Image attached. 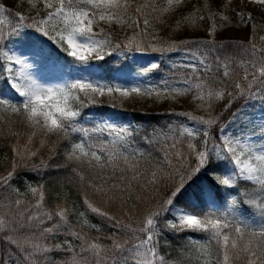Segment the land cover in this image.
Segmentation results:
<instances>
[{"label": "snow or ice", "instance_id": "6c2138e0", "mask_svg": "<svg viewBox=\"0 0 264 264\" xmlns=\"http://www.w3.org/2000/svg\"><path fill=\"white\" fill-rule=\"evenodd\" d=\"M25 2L35 15L0 4V16L15 18L0 27V136L9 138L12 152L11 169L0 174V264H182L161 254L160 240L168 235H183L194 246L196 264H264V35L258 34L264 26L252 23L251 13L234 10L235 27L248 28V38H225L232 20L201 0L174 31L203 29L204 37L165 41L156 26L188 0H20ZM113 26L132 35L118 40L108 30ZM148 51L192 57L196 63L184 65L192 74L179 82L184 86L124 87L93 79L100 67L95 62ZM160 68L151 62L138 75ZM105 93L177 102L191 94L202 114L171 112L184 121L140 135L141 148L136 137L142 129L82 122L84 109L98 106L96 97ZM44 149L48 160L30 165ZM61 155L63 164L48 163ZM50 167L69 169L81 190L105 207L84 194V211L66 199L48 208L44 185L27 181L35 202L25 201L14 181ZM110 205L119 206L120 218L106 210ZM88 212L114 230L110 244L84 231H99ZM58 237L63 240L55 242Z\"/></svg>", "mask_w": 264, "mask_h": 264}, {"label": "trees", "instance_id": "16d2710c", "mask_svg": "<svg viewBox=\"0 0 264 264\" xmlns=\"http://www.w3.org/2000/svg\"><path fill=\"white\" fill-rule=\"evenodd\" d=\"M158 3H161L162 0H157ZM212 4V2L210 1ZM201 7V0H188L186 5L178 10L173 16L165 17L167 23L163 25H157L158 35L161 39L165 41L177 40V39H202L205 35V32L202 30L194 31L190 28L184 27L179 30L174 31L175 23L181 16L187 15V13L191 12L193 8ZM212 8L214 11V6L212 4ZM252 23L257 25L264 26V13H251ZM215 22L217 25L223 23L219 16L216 17ZM208 21L204 22L205 28L208 26ZM246 32L249 33V29H245ZM259 35H264V27H262L258 33ZM131 36L132 30L126 29L124 31H120L115 33L114 36L118 40H122L125 36ZM146 54L157 55V56H165L161 55L157 52H145ZM133 54V53H132ZM131 54H129L130 56ZM128 56V57H129ZM128 59V58H127ZM127 59L122 58L123 64L128 63ZM100 65L99 69L101 71L102 77L104 81L114 84V75L120 69V61L114 58V54L112 57L106 58L105 61L96 62ZM128 65V64H127ZM174 73H181L185 75V78L188 77L189 74H192L191 71L184 70L182 68L172 70L169 67L161 64V68L154 73H150L151 76L158 78L160 80L169 79L170 76ZM202 75V73H200ZM184 78V79H185ZM217 80L221 78L219 74L215 77ZM182 85V84H181ZM0 86H3L2 80H0ZM184 86V85H182ZM111 110V107L108 105H103L97 107V113L101 116L107 114ZM173 111H185L182 110L181 107H175L171 110L162 111V112H141L131 111L128 115L132 118V123L134 124V129H142L139 135L136 137V146L137 147H145L143 143L139 140L140 135H144L145 132H151L153 128L167 130L166 126L173 122H181L183 117L173 116L170 113ZM227 116V113L225 114ZM19 127V125H17ZM9 138L5 136H0V174L5 173L6 171L11 169V161H12V152L9 147ZM23 143V141H21ZM38 142L34 145V147H38ZM65 144H61L59 150L62 152ZM49 153L46 149L41 150L40 154L36 157H33L29 164L39 165L41 159L48 160ZM65 161L63 156H58L53 160H49L48 163L50 165L63 164ZM25 181L31 183L33 186L43 184L45 190V204L48 208H53L57 203H62L65 199L67 200V204L69 206H73L77 212L84 211L85 205L83 202V195L87 194L90 199L94 200L98 206L105 207L103 203L95 196H93L88 189L81 190L77 178L73 175V173L69 169H56L55 167H50L46 171H42L40 174L35 173H26L20 179L14 181V186L19 187L21 193L23 194L22 198L25 201L34 203V197L31 192H29L25 186ZM59 197V199H58ZM16 196L11 195L10 199L15 200ZM107 211L113 213L118 218L121 217L122 213L119 209L118 205H110L106 208ZM87 219L91 224H94L99 228V231L96 229L85 228L84 231L88 233L90 238H99V242L102 244H110L111 240L108 237L112 236L113 229L109 226V223L104 220V218L97 216L91 212L87 213ZM70 220L75 225L77 221V216L72 215ZM127 222V221H126ZM186 235V234H185ZM197 239H203V237L197 235ZM63 237H58L57 241L61 242ZM160 250L161 254L165 256V258L169 261H182V264H196L195 260L191 259L190 254H194V246L190 245L189 242L181 236H172L168 235L166 238H161L160 240ZM214 253L217 250L213 249ZM55 255V254H54ZM57 258L59 256L57 255Z\"/></svg>", "mask_w": 264, "mask_h": 264}, {"label": "rangeland", "instance_id": "374dc122", "mask_svg": "<svg viewBox=\"0 0 264 264\" xmlns=\"http://www.w3.org/2000/svg\"><path fill=\"white\" fill-rule=\"evenodd\" d=\"M214 6V11L217 12H224L227 14L230 19L232 20L233 26L223 30V36L225 38H236L238 40L246 41L248 38V32L245 31L246 28H237L235 24L239 21V17L236 16V11L243 12L245 14L248 13H264V9L260 8H252L246 4H241L240 2L231 0L229 7L227 9H221L219 7L220 3L226 2V0H210ZM0 4L5 5L10 12L14 13L17 11L23 12L27 15H35V12H28V5L25 2L23 5L20 4V0H0ZM4 17H7V21L4 20ZM0 27H4L5 29L10 27L11 23L15 22V18L9 16L5 13L3 16H0ZM107 27V26H106ZM113 34L118 33L120 31H124L126 29H121L118 26H113L112 28L108 29ZM220 38L219 36L217 37ZM114 58L120 61V69L117 73H115L114 77V84H119L124 87H133V86H140L142 88L147 87H155V86H163L166 82L169 86H177L183 87L180 81L185 78V75L181 73H174L170 76L169 79L160 80L151 76L149 73L146 76H140L138 73L144 68L147 67L151 62H156L163 64L166 67L171 68L172 70L182 68L187 71H191V69L184 67L186 64L196 63V61L187 56L185 53L182 52H172L167 53L165 56H157L151 55L146 53H133L131 54L127 61L128 63L123 64L122 58L119 57L114 53ZM96 63V62H95ZM128 64V65H127ZM74 74H66L65 78L71 79ZM189 74L188 76H190ZM93 79H98L104 81L101 71L99 68L93 69ZM98 100V106L90 107L84 109V119L83 123L87 127H92L93 125L100 123L101 121H109L118 125H131L134 127L132 123V118L129 114L131 111H141V112H162L171 110L175 107H181V109L185 111H193L194 114L200 115L202 113L195 110V104L192 102L191 94L188 96L179 97L178 102L173 100H165V99H157L155 96L152 97H145V96H135L131 95L129 97H121L119 94H115L114 96H110L105 93L104 96L96 97ZM227 102V99L220 101L216 105V110L220 111L223 108V105ZM116 104V107L113 108L111 105ZM108 105L111 107V110L101 116L97 113V107ZM259 106L257 105V108ZM251 110V109H250ZM258 114V113H257ZM184 121V118L181 119ZM190 123V122H188Z\"/></svg>", "mask_w": 264, "mask_h": 264}, {"label": "bare ground", "instance_id": "6f19581e", "mask_svg": "<svg viewBox=\"0 0 264 264\" xmlns=\"http://www.w3.org/2000/svg\"><path fill=\"white\" fill-rule=\"evenodd\" d=\"M234 1H237V2H240L241 4H246L252 8H260V9H264V5H259V4H256V3H251L249 2V0H234Z\"/></svg>", "mask_w": 264, "mask_h": 264}]
</instances>
